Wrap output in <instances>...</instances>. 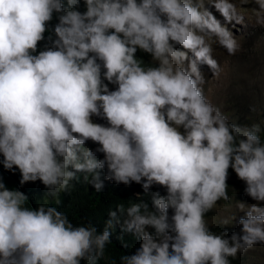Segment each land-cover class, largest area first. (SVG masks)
<instances>
[{"label":"clouds","instance_id":"1","mask_svg":"<svg viewBox=\"0 0 264 264\" xmlns=\"http://www.w3.org/2000/svg\"><path fill=\"white\" fill-rule=\"evenodd\" d=\"M240 3L256 5L252 26L264 28V0ZM233 21L251 23L233 0H0L4 169H18L21 186L41 182L53 198L73 182L101 192L105 179L166 190L152 193L151 206L118 204L100 232L47 203L26 206L29 197L0 176V264H98L118 224L140 240L119 264H232L264 245L261 127L230 122L206 96L201 71L221 74L213 44L229 56L241 50ZM230 169L256 202H238L245 215L231 235L206 219L231 199Z\"/></svg>","mask_w":264,"mask_h":264},{"label":"rangeland","instance_id":"2","mask_svg":"<svg viewBox=\"0 0 264 264\" xmlns=\"http://www.w3.org/2000/svg\"><path fill=\"white\" fill-rule=\"evenodd\" d=\"M237 7L246 17V23L251 21L247 27L236 24L234 21L228 24V28L241 44V50L235 56H229L226 50L219 45L213 44V56L221 65L219 78H213V74L206 65L201 66L205 76V94L213 104L219 106L230 122L238 123L241 126L259 124L261 127L260 137L264 134V28L253 27L256 5L249 3L241 5L240 0H233ZM221 23L224 18L211 5H206ZM180 50L182 46H178ZM191 55V53H189ZM152 60V57H150ZM110 88L114 86L110 85ZM254 107L255 111H251ZM94 122L106 124V121L94 117ZM96 149L98 145L88 142L86 145ZM256 202L249 201L246 205ZM245 213L240 212L237 204L218 202L217 208L213 209L206 218L210 226H218L220 220L236 217L230 220L228 226L234 232L240 231L239 219ZM239 264H264V245H257L247 254L238 258Z\"/></svg>","mask_w":264,"mask_h":264},{"label":"trees","instance_id":"3","mask_svg":"<svg viewBox=\"0 0 264 264\" xmlns=\"http://www.w3.org/2000/svg\"><path fill=\"white\" fill-rule=\"evenodd\" d=\"M84 10L83 3H81L80 11ZM57 22L58 21L54 19L52 24ZM41 46H43V42ZM137 55L138 58L143 60L145 66L152 65L153 62L150 59V55L143 52H138ZM261 140L264 142V134L261 135ZM93 151L95 150L93 149ZM96 155L98 159H103L102 153H97ZM2 159L3 157L0 155V160ZM105 171L106 170H103L101 172L102 179ZM0 176L3 177V181L9 189H18L29 197L26 206L35 208L40 204L47 203L50 206L57 207L59 211L66 213L74 225L91 223L96 226L100 232H103L106 221L110 218L108 215L109 210H115L118 204H124V206L127 207L130 203L138 202L140 199H143L151 206L152 193L160 191L162 195L166 194V190L158 185L153 186L148 193H145L140 184L132 183L130 186L124 184L117 185L105 179V186L101 192H97L90 184L73 182L75 184L74 188L68 192L60 193L58 198H53L47 195L48 190L39 181L21 186V176L18 169L9 171L4 169L3 165L0 164ZM228 184V194L231 199L228 202L223 200L219 202L232 205H236L238 202H243L245 204L249 201L255 202L245 195L244 189L246 185L237 177L232 169L229 170ZM57 199H59V203L56 202ZM209 214L210 212L207 214V217ZM210 227L212 231L217 233L226 230L229 235H231L234 232L228 226L218 225ZM120 236H123L124 241L128 243V248L123 247L119 239ZM111 240L112 243L106 248L105 257L101 259L98 264H112V261L119 264L120 256L124 254H133L140 245V240L135 235L122 231L121 224L116 225L115 229L112 231ZM232 264H239V260H233Z\"/></svg>","mask_w":264,"mask_h":264}]
</instances>
